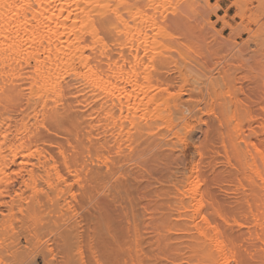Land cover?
<instances>
[{
    "label": "rangeland",
    "instance_id": "obj_1",
    "mask_svg": "<svg viewBox=\"0 0 264 264\" xmlns=\"http://www.w3.org/2000/svg\"><path fill=\"white\" fill-rule=\"evenodd\" d=\"M134 1L138 37L153 38V45L145 50L141 44L135 51L127 44L123 54L106 55L100 67L92 59L104 84L89 92L94 144L88 163L115 175L94 192V203L103 211L90 209L108 217L117 237L112 243L117 252L104 250L103 240L96 251L105 264L125 259L130 264L128 236L135 221L146 264H195L198 256L188 257L190 241L180 233L187 215L195 208L211 211L212 203L222 216L215 215V222L229 232L247 203L255 211L260 197L264 0ZM128 93L137 98L130 107L113 105L111 95ZM99 94L104 106L94 101ZM103 139L106 144L98 147ZM12 190L0 186V264H43L40 232L22 236L17 227L18 203H26L29 192L21 203ZM51 247L59 253L56 264H62L59 245Z\"/></svg>",
    "mask_w": 264,
    "mask_h": 264
},
{
    "label": "bare ground",
    "instance_id": "obj_2",
    "mask_svg": "<svg viewBox=\"0 0 264 264\" xmlns=\"http://www.w3.org/2000/svg\"><path fill=\"white\" fill-rule=\"evenodd\" d=\"M135 3L0 0V186L5 190L12 187L19 202L23 193L29 192V200L18 203L21 219L17 227L22 236L40 232L43 264L57 262L58 251L55 253L51 244L59 245L62 264H105L96 251L100 240L104 250L112 254L117 250L112 245L117 237L108 217L90 209L92 205L101 213L103 208L94 203V192L106 188L115 170L110 175L109 169L93 170L88 163L94 142L87 110L91 88L104 84L92 59H98L100 67L106 55L123 54L127 44L135 51L138 45L144 44L145 50L153 45V38L138 37ZM97 96L94 101L104 106L103 96ZM111 96L113 105L120 108V104L130 107L137 100L132 93ZM63 98L67 99L65 105ZM72 137H76L75 143ZM102 141L98 147L106 144ZM260 157L264 170V151ZM256 187L260 197L255 211L247 203L229 232L215 222V215L222 216L212 203L209 212L192 204L195 209L183 220L180 233L190 241L188 257L198 256L195 264H264V174ZM134 224L128 236L130 264H146V256L141 259L140 231ZM126 261L124 264H129Z\"/></svg>",
    "mask_w": 264,
    "mask_h": 264
},
{
    "label": "snow or ice",
    "instance_id": "obj_3",
    "mask_svg": "<svg viewBox=\"0 0 264 264\" xmlns=\"http://www.w3.org/2000/svg\"><path fill=\"white\" fill-rule=\"evenodd\" d=\"M0 6H3L2 4H0ZM9 8L14 7V5H8Z\"/></svg>",
    "mask_w": 264,
    "mask_h": 264
}]
</instances>
